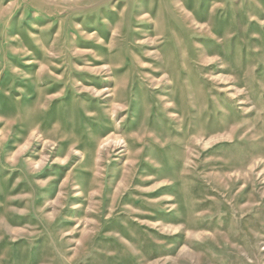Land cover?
<instances>
[{"label": "rangeland", "instance_id": "374dc122", "mask_svg": "<svg viewBox=\"0 0 264 264\" xmlns=\"http://www.w3.org/2000/svg\"><path fill=\"white\" fill-rule=\"evenodd\" d=\"M0 264H264V0H0Z\"/></svg>", "mask_w": 264, "mask_h": 264}]
</instances>
